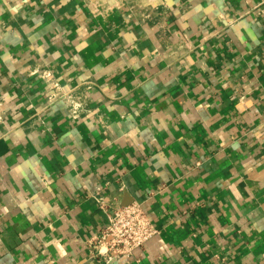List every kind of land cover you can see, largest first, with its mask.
Wrapping results in <instances>:
<instances>
[{"label": "crops", "instance_id": "crops-1", "mask_svg": "<svg viewBox=\"0 0 264 264\" xmlns=\"http://www.w3.org/2000/svg\"><path fill=\"white\" fill-rule=\"evenodd\" d=\"M99 199L158 232L104 260ZM0 264H264V0H0Z\"/></svg>", "mask_w": 264, "mask_h": 264}, {"label": "built area", "instance_id": "built-area-1", "mask_svg": "<svg viewBox=\"0 0 264 264\" xmlns=\"http://www.w3.org/2000/svg\"><path fill=\"white\" fill-rule=\"evenodd\" d=\"M151 19L152 15L149 12L142 13L143 22H148ZM158 23L159 21L156 22V24ZM166 35L167 29L162 23L158 27L157 39L163 41ZM30 73L37 75L44 82L43 94L47 107L59 102L72 119H77L80 116L88 100L87 91L91 88L90 83L65 89L51 69L42 68L39 71H30ZM39 176L42 181L48 182L43 173H39ZM99 203L106 210L108 208V222L94 239L97 242L99 255L106 261L119 256H134L135 250L142 247L158 232L139 202L114 204L110 208L101 199H99Z\"/></svg>", "mask_w": 264, "mask_h": 264}]
</instances>
